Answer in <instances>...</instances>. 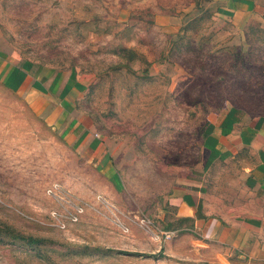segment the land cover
<instances>
[{
  "label": "rangeland",
  "instance_id": "1",
  "mask_svg": "<svg viewBox=\"0 0 264 264\" xmlns=\"http://www.w3.org/2000/svg\"><path fill=\"white\" fill-rule=\"evenodd\" d=\"M218 3L0 0V49L84 76L86 134L105 154L97 166L0 83V264H259L169 203L202 169L209 118H264V24L222 18ZM54 184L62 200L47 195Z\"/></svg>",
  "mask_w": 264,
  "mask_h": 264
},
{
  "label": "crops",
  "instance_id": "2",
  "mask_svg": "<svg viewBox=\"0 0 264 264\" xmlns=\"http://www.w3.org/2000/svg\"><path fill=\"white\" fill-rule=\"evenodd\" d=\"M220 17L264 24V0H220ZM0 83L25 94L37 112H45L51 128L68 146L93 150L97 166L104 162L101 144L91 143L80 101L84 76L32 61L15 59L0 49ZM42 100L44 105L36 102ZM202 169L171 190L173 216L189 219L193 232L221 246L239 250L264 264V118L229 109L209 118L199 141ZM112 166L104 169L112 174ZM113 169V168H112Z\"/></svg>",
  "mask_w": 264,
  "mask_h": 264
},
{
  "label": "built area",
  "instance_id": "3",
  "mask_svg": "<svg viewBox=\"0 0 264 264\" xmlns=\"http://www.w3.org/2000/svg\"><path fill=\"white\" fill-rule=\"evenodd\" d=\"M47 195L52 197V198H54V199L62 200V198H60V197H62L61 196L62 195V190H61L60 186L57 185V184H54L53 186L48 188ZM103 202L106 205H109L110 207H112L111 204H109L107 201L103 200ZM82 212H83V208H81L80 205H75V208L73 209V211L70 212L69 215H68V220L70 222H76L78 220V217L82 214ZM53 216L54 217L55 216L58 217L57 218V226L59 228H64L65 224H64V222H61V220H60V219H62V216L58 215L56 212H54ZM59 217H61V218L59 219ZM124 231L127 232L128 231L127 228H125Z\"/></svg>",
  "mask_w": 264,
  "mask_h": 264
},
{
  "label": "trees",
  "instance_id": "4",
  "mask_svg": "<svg viewBox=\"0 0 264 264\" xmlns=\"http://www.w3.org/2000/svg\"><path fill=\"white\" fill-rule=\"evenodd\" d=\"M148 257H153V258H155V256H148Z\"/></svg>",
  "mask_w": 264,
  "mask_h": 264
}]
</instances>
